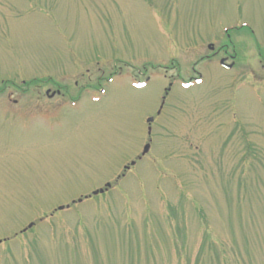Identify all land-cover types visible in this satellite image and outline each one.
Here are the masks:
<instances>
[{
  "label": "rangeland",
  "instance_id": "rangeland-1",
  "mask_svg": "<svg viewBox=\"0 0 264 264\" xmlns=\"http://www.w3.org/2000/svg\"><path fill=\"white\" fill-rule=\"evenodd\" d=\"M0 264H264V0H0Z\"/></svg>",
  "mask_w": 264,
  "mask_h": 264
},
{
  "label": "flooded vegetation",
  "instance_id": "flooded-vegetation-1",
  "mask_svg": "<svg viewBox=\"0 0 264 264\" xmlns=\"http://www.w3.org/2000/svg\"><path fill=\"white\" fill-rule=\"evenodd\" d=\"M210 47V48H209ZM226 47V46H225ZM207 49L208 50H210V51H212L213 50V45H211V44H209V45H207ZM219 53H222V55H221V57L219 58V62L221 61V60H224V65L225 66H231L229 69H225V68H223L222 67V69H225V70H230L231 68H233V66H234V64H235V61H236V56H235V53H233V54H229L227 51H226V48H224V47H222V48H220V49H217L216 51H214L213 53H212V55L210 56V57H216V56H218L219 55ZM209 56H202V57H200L199 59H198V61H203V60H208L209 58H210ZM228 62V63H227ZM192 71H194V69H192ZM198 79H201L200 78V76H198L197 78H189L188 79V82H192V81H198ZM170 86H171V84H170ZM169 86V87H170ZM49 90H46L45 91V95L46 96H48V97H50V99L51 98H54L55 96H60L61 95V93H60V91L59 90H54L52 93H50L49 94ZM168 92V90L165 92V94ZM16 103V101H14V104ZM161 105H163V103L161 104ZM159 113V112H158Z\"/></svg>",
  "mask_w": 264,
  "mask_h": 264
},
{
  "label": "water",
  "instance_id": "water-1",
  "mask_svg": "<svg viewBox=\"0 0 264 264\" xmlns=\"http://www.w3.org/2000/svg\"><path fill=\"white\" fill-rule=\"evenodd\" d=\"M209 48H210V47H209ZM220 66H222V67L224 66L225 69H229V68L231 67V66H225V65H224V60H221V61H220ZM151 122H152V119H151V118L147 120V123H148V124H150ZM149 133H150V128H148V134H149ZM148 150H149V145H145L144 148H143V150H142L141 156H144V155L148 152ZM134 164H135V162H131L130 165H129L128 167H126V166L124 167V170L129 169V167L134 166ZM108 188H110V184H106V185L104 186L103 189H99V190H96V191L92 192L91 196H97V195H99V194H102V193H104L105 191H107ZM88 197H90V196H88ZM88 197H86V198H88ZM86 198H85V199H86ZM81 201H82V200L79 199V200H77V203H80ZM72 203L74 204V202H72ZM68 207H69V206H65V207L60 206V207H58L56 210H57V211H62L63 209L68 208ZM33 225H34L33 223L28 224L27 227L21 231V233H24V232H26L28 229H31V228L33 227Z\"/></svg>",
  "mask_w": 264,
  "mask_h": 264
}]
</instances>
